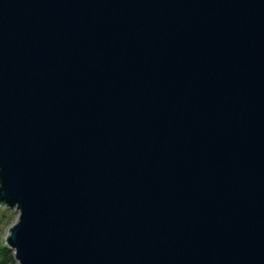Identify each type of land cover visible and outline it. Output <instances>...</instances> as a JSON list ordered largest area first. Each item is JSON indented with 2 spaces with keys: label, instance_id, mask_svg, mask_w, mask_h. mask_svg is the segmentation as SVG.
<instances>
[{
  "label": "water",
  "instance_id": "obj_1",
  "mask_svg": "<svg viewBox=\"0 0 264 264\" xmlns=\"http://www.w3.org/2000/svg\"><path fill=\"white\" fill-rule=\"evenodd\" d=\"M0 202L18 264H264V0H0Z\"/></svg>",
  "mask_w": 264,
  "mask_h": 264
},
{
  "label": "rangeland",
  "instance_id": "obj_2",
  "mask_svg": "<svg viewBox=\"0 0 264 264\" xmlns=\"http://www.w3.org/2000/svg\"><path fill=\"white\" fill-rule=\"evenodd\" d=\"M19 218V209L17 207H11L6 205V203L0 202V263L5 261L3 264H18V260L15 257L14 248L12 252L14 253V260H6L7 254L5 253L3 246L8 245L7 235L10 232L9 227L13 225Z\"/></svg>",
  "mask_w": 264,
  "mask_h": 264
},
{
  "label": "trees",
  "instance_id": "obj_3",
  "mask_svg": "<svg viewBox=\"0 0 264 264\" xmlns=\"http://www.w3.org/2000/svg\"><path fill=\"white\" fill-rule=\"evenodd\" d=\"M3 249H4L5 253L7 254L6 260H8V259L14 260V253L12 252V247H10L8 245H4ZM4 262L5 261H2L0 264H3Z\"/></svg>",
  "mask_w": 264,
  "mask_h": 264
},
{
  "label": "built area",
  "instance_id": "obj_4",
  "mask_svg": "<svg viewBox=\"0 0 264 264\" xmlns=\"http://www.w3.org/2000/svg\"><path fill=\"white\" fill-rule=\"evenodd\" d=\"M5 203V202H4ZM6 205H8V204H6Z\"/></svg>",
  "mask_w": 264,
  "mask_h": 264
}]
</instances>
